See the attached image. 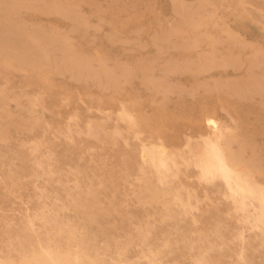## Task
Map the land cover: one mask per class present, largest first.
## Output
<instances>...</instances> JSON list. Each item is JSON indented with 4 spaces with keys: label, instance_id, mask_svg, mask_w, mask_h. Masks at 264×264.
Masks as SVG:
<instances>
[{
    "label": "rangeland",
    "instance_id": "rangeland-1",
    "mask_svg": "<svg viewBox=\"0 0 264 264\" xmlns=\"http://www.w3.org/2000/svg\"><path fill=\"white\" fill-rule=\"evenodd\" d=\"M263 80L264 0H0V264L69 244L102 264H264V235L181 158L210 117L264 184ZM155 144L199 209L138 201Z\"/></svg>",
    "mask_w": 264,
    "mask_h": 264
},
{
    "label": "bare ground",
    "instance_id": "bare-ground-1",
    "mask_svg": "<svg viewBox=\"0 0 264 264\" xmlns=\"http://www.w3.org/2000/svg\"><path fill=\"white\" fill-rule=\"evenodd\" d=\"M19 25H21V24H19ZM198 25H200V22L193 23V26H198ZM5 30H7V29H5ZM18 34H20V33L18 32ZM9 35H7V36H9ZM20 38L17 37L16 39L11 40V41L4 40L3 43L5 46L8 44V48H10L11 45H12V47L16 46V48L13 47L12 49H13V51H15L17 53V55L19 57H21L19 60L20 61H27L28 56H34V54L36 55V53H33L31 51V47L33 45L29 44L28 41H24L23 39H20ZM37 40H38L37 36L30 38L31 43L32 42L35 43ZM254 54H255V52H254ZM45 56H47V55H45ZM256 61H257V59H256ZM28 63L30 65H32L33 67L38 65V63L33 64L32 62H30V60L28 61ZM236 66H237V64H236ZM119 114H121V113H119ZM129 115H128V117H129ZM206 121H207V123L206 122L205 123L207 124V127L208 126L211 127L212 132L206 136L201 137V139L196 141L195 143L188 144L187 152L185 154L181 155L182 163L185 166H189L193 169L194 177L197 180V183L211 184L213 182H217L220 185V187L222 188V191H223L222 194H224V196L227 197L231 201V204H233L232 205V206H234L233 210H235L236 213L238 212L240 214V215H238V214L237 215L241 216V221H242L241 223H245L247 225V227H249L251 230H253V229L259 230L260 233L262 235H264V184L259 183L256 180L257 178L255 179L253 171L251 170V168L249 166L244 165L242 160L240 159L239 154H237L231 150V147L227 143L228 139L223 137V131L218 127L216 121L210 117H206ZM88 125L90 126V124H88ZM117 129H118V127H117ZM86 132H88V131H86ZM38 145H37V147H39ZM31 146L32 145H30V147ZM33 147H35V146H32V148ZM146 147H147V145H146ZM39 148H38V150H39ZM139 148H140V146H139ZM143 156H144L143 158H145V161L149 164L150 173L152 174L153 181H147L145 173L144 172L142 173L140 180L143 182V187L141 188L140 192L137 195L139 202H142V203L155 202V203L162 204L166 212H167L168 206L171 203L180 206L183 211H189L194 207L197 208L198 205L196 206L194 203L191 202V196L193 198L195 196V193H194L195 190L193 188H190L188 186H184L183 184L179 183L180 188L186 189V192H187L185 198H183L180 195L179 190L175 189L172 186L173 185V179L177 176V172L170 171L169 167H168L169 163H171L173 166L176 163L173 153L169 152L164 145L155 144V145L151 146L150 149L147 150ZM141 160H142V158H141ZM35 161H37V160H35ZM38 162H39V160H38ZM140 164H142V163H140ZM143 166H144V164H143ZM211 188H213V187H211ZM205 191L207 192V190H205ZM193 193H194V196H193ZM221 198H223V197H221ZM227 198H225V199H227ZM194 199H196V198H194ZM199 201H200V199H199ZM197 209H199V208H197ZM235 212H234V215H235ZM188 214H190V213H188ZM235 217H237V216H235ZM193 221H195V219ZM223 225L225 227V224H223ZM246 225H245V227H246ZM30 227H31V225H30ZM241 227H242V225H241ZM54 234H56V232H54ZM243 234L241 232L240 236H242ZM216 239H217V237H216ZM37 242H38V239H37ZM240 244L242 245V243H240ZM247 245H248V243H247ZM246 248H247V246H246ZM248 249H250L249 246H248ZM240 250H242V248ZM17 257H18V255H17ZM245 258H246V256H245ZM209 259H210V257H209ZM210 262H211V260H210ZM17 264H102V263L100 262V260L98 258L93 257L90 254H88L84 249L73 248L69 244L67 246V248H65V249H62L58 246H51V245L34 246L30 249V251L26 255L22 256L17 261ZM194 264H208V262L204 258V256L201 255V256L194 259Z\"/></svg>",
    "mask_w": 264,
    "mask_h": 264
}]
</instances>
